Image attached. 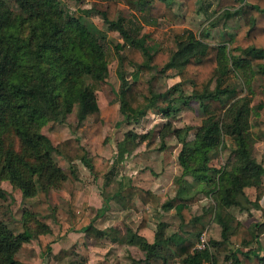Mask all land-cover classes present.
Wrapping results in <instances>:
<instances>
[{"label": "trees", "instance_id": "trees-1", "mask_svg": "<svg viewBox=\"0 0 264 264\" xmlns=\"http://www.w3.org/2000/svg\"><path fill=\"white\" fill-rule=\"evenodd\" d=\"M179 1L187 16L203 13L198 7L200 0ZM176 2L139 0L137 7L145 23L156 26L161 19L172 23L178 20ZM215 2L217 17L209 28H220L219 43L207 41L210 29L200 36L187 29L174 35L173 48L165 52V33L157 28L142 33L131 27L117 0H109L105 11L100 12L108 31L124 41L114 50L106 35L96 36L85 24L84 16H90V11L70 13L61 0H0V181L10 182L23 199L60 190L69 176L55 160L57 155L70 164L73 176L79 163L95 181L103 180L104 186L117 182V161L112 163L99 154L91 156L80 138L54 145L43 129L66 123L76 108L80 125L98 114V93L109 78L110 66L118 59L121 87L117 99L126 124H140L156 110L171 118L191 102L198 103L203 112L194 139L190 138L192 127L177 128L167 123L160 134L161 144H147L148 151L162 152L167 148L165 140L174 137L182 147L177 159L181 174L174 178L175 197L161 204L152 191L121 182L114 197L118 205L124 211H138L140 201L145 208L175 210L181 225L191 224L199 237L205 228L200 218L192 215V206L198 196H210L215 202V221L222 229V241H210L211 245L218 246L220 252H230L231 245H243L241 237L246 229L240 224L233 227L227 211L248 210L259 205L264 196V166L254 156L256 141L249 139L254 120L264 126V95L255 96L252 88L255 78L264 76V0ZM236 19L243 20L248 28L247 38L252 44L247 49L233 47L234 39L226 30L227 23ZM126 64L134 67L131 79L122 71ZM172 71L180 82L165 95H158L152 79ZM232 77L241 82V88L229 82ZM160 99L167 100L166 108L159 106ZM132 138L133 132H128L118 145V162L128 154L127 145ZM227 139L233 146L230 164L215 168L211 163L228 149ZM248 188L257 190L255 202L248 198ZM81 194L82 189L71 193L70 231L83 233L97 244L109 239L119 245L138 246L148 264H167L170 258L181 264L214 262L210 251H194V243L180 234L165 238L162 228L156 233L154 244L138 232L127 231L124 235L116 228L99 229L88 216L87 197L79 204ZM7 196L0 186V201ZM102 212L103 209L99 215ZM28 218H38V227L33 230L26 226L23 232L16 233L0 216V264H25L17 256L34 239L44 258L53 257V246L61 237V228L55 231L51 227V223L58 225L55 217L25 212V223ZM147 222L145 212L138 230L145 228ZM254 228L264 232V224ZM63 257L60 254L55 259ZM228 262L240 264L236 253L226 256Z\"/></svg>", "mask_w": 264, "mask_h": 264}, {"label": "rangeland", "instance_id": "rangeland-1", "mask_svg": "<svg viewBox=\"0 0 264 264\" xmlns=\"http://www.w3.org/2000/svg\"><path fill=\"white\" fill-rule=\"evenodd\" d=\"M109 0H93V1H78V0H61L63 6L70 13H74L78 10L90 11V16H84V22L87 27L93 31L96 36L106 35L107 41L109 42L112 50L114 47L123 43L124 41L117 33H112L108 31L106 25L103 22L100 12L105 11L107 7V2ZM119 2V7L121 13L129 21V25L134 29L140 30L143 28V31L148 30L147 27L143 26L142 21L139 19L140 10L137 7L139 0H117ZM215 0H200L198 7L202 9L203 14L199 17H193L189 20L186 14V8L183 2L177 0L174 5V11L178 14L179 19L174 24L170 21H162L156 27L160 31L165 33V36L168 38V42L164 46V51L169 52L174 45V35L182 32L185 28H191L194 30L198 36L204 30L210 29L209 26L212 22L215 21L217 15L215 14ZM130 7V8H128ZM244 21L239 20L234 26L237 30H240L237 33H232L233 29L227 23L226 30L233 37L234 43L233 47H241L247 49L248 43L251 46V41L247 38L246 28L243 26ZM222 24L220 25V27ZM245 29V30H244ZM216 34L214 37H210L207 41L211 44H218V33L220 28L215 29ZM154 44L153 42H150ZM249 46V47H250ZM119 60L117 59L110 66V75L107 81L102 85L101 92L98 93V101L100 106V112L89 117L82 125L79 124L77 119V108L74 110V113L68 117V120L64 124H50L43 129V133L52 141L54 145L65 141L71 138H80L82 144L87 148L90 155H102L111 162L118 163V145L123 142L125 136L128 132H133V138L129 141L128 153L129 155L125 156L122 161L134 160L139 163L138 171H151L155 177H160L162 175L161 168L164 161L174 162L178 159V154L181 150V146L176 142L174 137H168L166 142L165 151L147 150V144L155 141L161 144V132L163 131L164 126L167 123H172L177 128H183L190 126L193 128L191 132V139H194L196 130L201 126L203 121V112L200 108V105L196 102H191L189 106L183 107L180 112L173 114L171 118H167L163 113L159 111L151 112V114L144 119L140 124L128 125L124 122V118L120 112V104L117 99V93L120 91L121 81L119 78L120 65ZM125 76L128 79H131V74L134 71V67L126 64L125 68H122ZM150 79V76L148 77ZM180 78L176 75L174 71L170 72L167 76L156 75L152 79V84L154 91L158 95H165L168 91L172 89L173 86L177 85L180 82ZM232 84H237L241 88V82L235 78L229 80ZM252 88L254 90L255 96L264 95V76L258 75L253 81ZM189 90L187 87L185 92ZM190 92V91H189ZM167 100L160 99L159 106L161 108L167 107ZM254 106L257 105V100L255 99ZM254 126L252 132L249 133V139L251 141H258L264 139V126L257 125L254 120ZM228 149L220 153L217 158H215L211 165L215 168H222L226 164H230V158L232 156V144L231 140L227 139ZM260 147V148H259ZM255 149V157L259 160H264V150H261L262 146H259ZM151 154L152 156H150ZM57 163L62 167L69 176V181L62 187V189L57 191H52L48 195L39 194L34 199H23L22 193L19 190H14L13 186L8 181H0V186L7 192L8 196L5 200L0 201V216L3 222H5L11 229L16 233H21L27 226L30 229H36L37 219L33 220L28 218V221L25 223L24 215L25 212H30L37 214L39 216H54L56 224L51 223V227L57 231L58 228H61V233H64L63 241H60L62 238L58 239V244L53 248V257L50 258V264H70L68 262L58 263L55 259L56 256L63 254L64 257L72 256H82L85 257L88 252L87 249L77 251V244L80 240L73 236L74 238L68 237L67 231H69L68 226L69 222V205L71 200V193L73 190H77V183L79 188L82 189V192H88V184H96L97 190L103 192L101 183L97 182L91 177L89 170L83 165H79L77 168L76 176H73L71 172V166L65 160L57 155H54ZM148 162H152L149 166ZM138 167V166H137ZM126 168H118L117 171H120L122 177L125 179L126 176L124 171ZM78 178L80 181H77ZM81 178V179H80ZM94 182V183H93ZM79 190V189H78ZM85 190V191H84ZM87 200L89 202V197ZM81 203V202H80ZM100 207V205L98 204ZM102 208L99 210L101 211ZM73 239V240H72ZM41 254L37 240H33L30 244H27L22 251L18 254L17 259L19 260H30L34 259Z\"/></svg>", "mask_w": 264, "mask_h": 264}, {"label": "crops", "instance_id": "crops-1", "mask_svg": "<svg viewBox=\"0 0 264 264\" xmlns=\"http://www.w3.org/2000/svg\"><path fill=\"white\" fill-rule=\"evenodd\" d=\"M200 15L194 14L193 16L188 17V19L185 18L184 20L186 21L193 17H199ZM139 16L141 18L139 20L143 23L142 25L148 28L146 32H144L145 30L143 31V28L140 29L142 33H151L156 29V26H158L160 22L167 21L161 19L155 26L151 23H145L144 15L141 11ZM147 20L149 22H152L148 18ZM239 20L241 19H236V22ZM177 21L178 20H176V22ZM176 22H174V24ZM229 26L233 29L232 33H237L240 31L234 27L236 26L235 20L230 21ZM243 26L244 28H246V30L244 29L246 32L248 28L244 23ZM187 29L194 31L191 28H185L180 33H183ZM208 32L210 37H214L216 34V31L213 29H210ZM249 46L250 44L248 43L247 48ZM259 146H262L261 150H264V139L258 140L254 144V153L255 149H257ZM127 155H129V153ZM149 155L152 156L151 154ZM256 159L264 166V160H259L258 158ZM148 163V165L151 166L152 162ZM79 165L80 164L78 163L76 166L78 170H80ZM116 167L117 169L120 167L127 169L126 171H124V174L126 176L125 179L122 177L123 174L121 175L120 171H117L119 173L117 182L115 181L108 187L104 186L103 180L97 181L98 183L102 182L101 185L103 188V192H98L97 186L93 182L94 184L92 185L88 184V192H82L80 196V205L83 204L86 196L89 197L88 216L92 220H94L96 227H98L99 229L116 228L124 235L127 233V231H132L134 233L138 232V234L144 237L150 244H154L156 242V233L161 231L162 228L164 230L163 232L165 233V238H169L175 234H180L185 239L193 242L195 246L199 237L195 236V234L193 233V227L191 224L187 226L181 225V221L176 215L175 210L165 211L163 209L157 210L152 207L145 208L143 204L138 201V211H124L118 205L114 198L119 191L120 183L124 182L125 184L130 183L133 186L152 191L161 204H166L170 199L174 198L176 194L174 178L181 174V168L179 166L178 160L174 162L164 161L161 166V168H164V170L161 171L162 175L158 178L155 177L149 170L138 171L137 169L139 168V163L134 160L118 162L116 164ZM189 181L190 183L192 182L191 179ZM76 189H80L78 183ZM246 194L251 202L256 201L257 190L255 188L246 189ZM98 204L100 205V207L98 206ZM214 205L215 202L212 197L201 195L198 196L196 202L193 204L191 212L192 215L200 218V222L205 228L204 231L208 232L210 241L218 243L222 241V229L220 225H218V223L215 221V213L212 210V207ZM101 208L103 209V212L101 215H99V210ZM145 212H147L148 215L147 225L145 228L138 230L141 222L143 221ZM227 214L229 216V221L233 225V227H236L237 224H240L246 229L242 233L241 237V241L244 244L231 245L230 252H220L218 251V246L213 247L211 245L210 252L214 256L213 264H225L226 256L231 253H236L240 264H264V232L259 233L258 229L254 228L258 224H264V196L259 202V205H252L248 210L232 208L227 211ZM68 228V237L74 238L73 236H78L76 238H78L79 240L82 238L79 243H76L77 251L80 252L83 249H85L86 251L87 249L88 252L86 253L85 257L74 255L72 257L69 256L68 258L63 257L61 258V260L56 259L57 261H59L58 263L68 262L70 264H80V262H84L85 264H135V262L137 263L146 259L145 253L141 251L138 246L130 244L119 245L113 243L109 239H104L101 243L97 244L95 243V241L89 239L83 233H75L70 231V225L68 226ZM63 237L64 233L62 232L60 237L62 239L60 241H63ZM57 244L58 242L55 245ZM55 245L53 246V248H55ZM25 261V264H50L51 262L50 259L44 258L42 253H39V256L34 259ZM142 264L148 263L144 261L142 262ZM167 264L181 263L174 258H170Z\"/></svg>", "mask_w": 264, "mask_h": 264}, {"label": "built area", "instance_id": "built-area-1", "mask_svg": "<svg viewBox=\"0 0 264 264\" xmlns=\"http://www.w3.org/2000/svg\"><path fill=\"white\" fill-rule=\"evenodd\" d=\"M211 250V243L210 238L207 231H204L198 238L195 246L194 251L196 252H205ZM206 264H213V263H206ZM226 264H231V262H228Z\"/></svg>", "mask_w": 264, "mask_h": 264}]
</instances>
